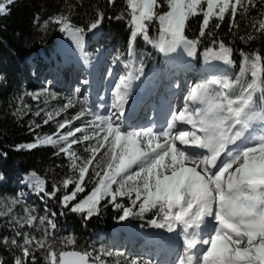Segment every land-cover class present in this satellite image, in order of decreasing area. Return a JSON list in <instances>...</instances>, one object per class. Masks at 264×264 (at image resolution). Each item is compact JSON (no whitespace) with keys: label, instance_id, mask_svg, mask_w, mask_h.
Returning a JSON list of instances; mask_svg holds the SVG:
<instances>
[{"label":"snow or ice","instance_id":"1","mask_svg":"<svg viewBox=\"0 0 264 264\" xmlns=\"http://www.w3.org/2000/svg\"><path fill=\"white\" fill-rule=\"evenodd\" d=\"M16 2L0 0V17L9 15ZM106 3L112 7L116 0ZM124 3L131 28L129 56L137 37H142L165 55L183 48L189 57H194L201 37L214 36L212 29H219L226 20L230 32L240 28L238 16L246 17L252 9H258L259 19L252 18L250 27L264 36V0ZM103 16L102 11L96 10V18L85 28L74 24L69 15L58 13L43 21L41 28L47 30L49 25H56L87 59L85 33L98 29ZM195 17H202L199 36L190 39L186 31ZM153 23L159 26L156 40L149 35ZM255 38L251 33L240 37L244 41ZM211 43L215 47L205 49L206 60L221 61L229 68L235 65L232 47L216 39ZM240 57V71L235 79L213 75L193 84L183 107L172 110L166 127L160 129H129L121 119L132 83L143 75V65L132 68L125 63L130 70L115 83L107 116L96 110L100 106L90 105L88 97L78 99L76 93L80 90L76 89L62 107L45 112L43 124L77 105L79 111L58 122L55 133L37 136L34 143L20 146L29 150L51 146L58 149L54 155L64 154L69 161L72 175L63 178L59 186L53 184L51 191H46L44 180L32 173L36 190L51 199L61 188L68 190L74 185L60 197V203L84 219L98 215L108 205L121 213V221L155 210L150 226L178 232L183 238V252L174 264H264V54L241 51ZM120 59L117 55L116 61ZM247 74L250 82L245 79ZM47 92H25L18 99L21 103L24 96L38 100ZM55 98L53 94L52 99ZM27 111H31L27 104L18 109L20 114ZM33 114L40 116L41 112ZM79 121L83 122L75 126ZM64 129L67 130L61 133ZM74 145H84L87 156L79 155ZM88 185L91 191L77 200ZM122 199L127 200L128 206ZM17 205H22L18 197L6 202L0 199V217H10L14 230L11 238L0 237V248L17 253L12 264H35L33 253L41 249L46 252L47 264H121L117 257H123L124 264H152L142 256L129 258L108 250H64L76 244L72 237L60 241L64 247L58 250L57 242L50 239L57 229L55 221L48 216L37 217L35 209L26 206L23 215H15ZM25 226L35 228L41 235L21 232L19 229Z\"/></svg>","mask_w":264,"mask_h":264},{"label":"trees","instance_id":"2","mask_svg":"<svg viewBox=\"0 0 264 264\" xmlns=\"http://www.w3.org/2000/svg\"><path fill=\"white\" fill-rule=\"evenodd\" d=\"M124 0H116L115 6H108L106 0H17L11 6L9 15L0 17V199L5 200L14 198L19 183V175L25 173H36L45 182V190L51 191L52 185H60V182L66 176L68 171L62 166L61 160L54 155V150L50 146H41L35 149H27L25 146L36 141L34 127L29 126L26 118L15 113L16 95L22 88L26 91L33 90V77L38 72V67L33 68L31 72L29 62L24 59L31 53H38L50 50L53 47L55 39L61 34L56 25H49L47 30L41 28L43 21L50 16L64 13L71 17L72 22L80 27H87L95 18L96 10L103 12L104 16L100 26L99 44L102 48H114L117 55H129V39L131 28L129 18L125 11ZM117 16H123V19H117ZM35 18V23H34ZM252 18L259 19L258 9H252L245 16H238L237 23L240 28L229 31L227 20L219 29L213 28L214 36H204L200 38V44L197 47L195 63L199 65L198 55L205 52L207 47H215L212 40H220L234 49L235 65L231 68L225 66V76L235 79L239 74L240 52L246 53L260 52L264 54V36L256 33L250 27ZM202 17L192 18L186 35L190 39L199 36V24ZM84 36V50L87 54V35ZM251 33L256 38L252 41L241 40V36ZM159 29L155 23L149 26V35L153 40L158 39ZM138 37L133 44V53L135 55L138 45ZM156 52V51H155ZM80 50L75 49L78 55ZM149 53V52H148ZM146 57L148 55L146 54ZM160 60V56L155 58V62ZM154 62V61H153ZM245 79L251 81L250 74ZM260 93L256 96L259 97ZM15 113V115H14ZM51 198L54 210L57 208L63 213V221L67 233H53L50 239L55 240L56 247L59 250L64 247L58 238L69 236L75 239V245L64 247V250H88L87 244L93 241L89 232L96 229H106L113 218L118 217L115 212L105 209L98 215L89 219H84L82 215L72 213L70 209L64 208L60 203L59 196ZM152 212H146L143 216H130V220L135 223L146 225L153 218ZM81 221L86 229L81 231L78 223ZM63 225V226H64ZM40 255L45 254V250H39ZM14 250L9 248H0V261L3 264H12ZM35 264L41 263L37 257Z\"/></svg>","mask_w":264,"mask_h":264},{"label":"rangeland","instance_id":"3","mask_svg":"<svg viewBox=\"0 0 264 264\" xmlns=\"http://www.w3.org/2000/svg\"><path fill=\"white\" fill-rule=\"evenodd\" d=\"M156 27L159 29L158 24H156ZM100 29L93 30L92 32H89L87 35V41L86 44L88 46L87 48V60L90 59V69H93V75L91 77L90 81H87L83 77L85 74V69L87 70L86 65H83L81 68V64L77 60L75 56V49L76 46L72 42H68L67 37L61 33L54 41L53 47L43 52L38 53H31L26 56L24 59L25 62H29V66L31 69V72L34 71L33 68L38 67V72L35 75H31L33 77V90L32 91H26L24 89H20L19 93L16 95V107H15V113L18 114L21 117L26 118V120L29 122L30 127L35 128V132L37 133V136H43V135H50L56 132L57 124L58 122L64 120V119H70L72 115H74L77 111H79V105H77L74 109H69L67 112H64L61 114V116L55 117L54 120L50 121L48 124H43V120L47 117L45 116V112H53L55 109H59L63 106V104L67 103V100L69 97L73 95L76 89H79V93H76V96L78 99H83L84 97H88L89 104L95 105V106H103L102 108H105V104L102 105L100 101H102V98L104 96V93H109L110 96V104L107 105L108 110L107 113L104 116H107L110 114V105L112 102V91L115 87V83L118 81L119 77L121 75L127 74V72L130 70L125 67V63H129L132 68H139L141 65H143V75L140 76L138 80H134L132 83V88L129 94V97L132 95L131 92L138 91V87L142 86V88H145L146 86L151 88V90L160 83L163 78H167V72L169 76H171V73H176L174 77L177 78L178 76V69H181L183 67H187L189 74L187 75V78L189 80L186 82L185 86L183 87L185 90H183L181 94V105L185 103L184 97L188 94V89L190 88L191 82L194 80V84L197 82H200L204 79H207L205 77V73H214L217 70L214 68L215 65H222L223 63L218 60H206L204 53L200 55L199 62L201 64H204L203 66H200L201 73H195L197 71L196 68L193 67L191 63V57H188L187 59H184L183 57H177L176 53H169L168 57L164 53L159 52L153 44H150L146 42L142 37H138V45H137V51L135 55H123L120 56V61H116L117 53L114 48L105 47L102 50L99 47V44L102 43V39H100ZM159 38V34H158ZM66 39V40H65ZM58 40H62L59 45L57 44ZM85 44V43H84ZM156 51V52H155ZM149 52V53H148ZM146 54L148 57H146ZM161 56L165 59V61H156L155 58ZM83 57V56H82ZM89 57V58H88ZM85 60V58L83 57ZM171 59V61H170ZM82 60V62L84 61ZM154 61V62H153ZM170 61V62H167ZM194 61V59H193ZM179 62V64L177 63ZM174 63V64H173ZM173 64V65H172ZM181 65V66H180ZM209 65L211 67H209ZM152 66V67H151ZM172 66V67H171ZM77 68L75 71L74 68ZM208 68H211L213 70H210ZM222 68V67H221ZM155 70V71H154ZM225 68L219 69L216 74L222 75L223 72H225ZM80 72L76 75V73ZM195 74V79H192L191 74ZM136 75H139V73H135ZM156 76L153 83L145 85L146 78ZM183 77V76H182ZM192 79V80H191ZM86 81V83H85ZM110 81V82H109ZM176 81V80H175ZM90 82V85L88 83ZM108 82L111 83V85L108 87ZM177 84V83H176ZM87 86V87H85ZM47 89V94H43L40 96L38 100H33L30 96H24L23 102L18 99V97L25 92H42V90ZM168 89H171V87H168ZM55 95V99H52V95ZM137 94V92H136ZM152 97V96H151ZM149 97V99L151 98ZM24 104H27L28 107L31 109V111H27L26 114H20L18 112V109L22 108ZM106 107V108H107ZM100 107H97L96 110L98 111ZM43 110V111H41ZM36 111H40V116H35L33 113ZM103 112V111H102ZM100 113V112H99ZM101 114V113H100ZM138 118H140L138 116ZM170 117L165 118L164 126L166 127V121ZM85 119H90L85 118ZM83 121H79L75 123V126H80V124ZM36 124H39L40 127H35ZM162 128V127H161ZM67 129L61 130V133L66 131ZM81 134H77L79 136ZM51 147V146H50ZM74 149L77 151V153L81 156H87L86 153H84L83 148L84 145H74ZM54 152H57V148L51 147ZM57 159L61 160L62 166L65 167L68 171L69 175H72L69 169V161L64 156V154L56 155ZM31 174L32 173H25L22 175H19V183L17 184V192H15L14 198H20L22 200V205H17L14 208V214L15 215H23V207H29L35 209V215L37 217L39 216H48L50 219H53L55 223L57 224V229L54 230L53 233L57 234L59 232L61 233H67L68 228L64 225L63 221V213L59 211V209L53 208V201L52 199H49V197L45 196L43 193L38 192L34 186L33 181L31 180ZM74 185H70L68 190H65L61 188V196L65 194L66 191H70L71 188H73ZM91 191V185H88L85 189L84 193L78 194L77 200L83 199L84 196L88 194V192ZM121 202L125 203V206H128L127 200L122 199ZM105 201H102L101 204L103 205ZM105 209H109L112 212H115L116 215L121 214L120 212L116 211L112 205H108L107 207H102L101 211H104ZM154 215H156L155 210L150 211ZM55 213V216H52L51 214ZM118 217L113 218L111 223L106 229L100 230L96 229L92 232H89L90 237L93 238V241L91 243L87 244L88 251L97 252L100 250H108L112 251L113 253H123L126 257H135L131 251L128 253L127 248H131V250L136 249V245H130L127 242H123V244H115V239L124 238V232L121 231V229H125L129 234H132V229H135L136 231L145 230L150 227V224L143 225L139 223H133L129 220V218L121 221L118 219ZM10 217H0V237L2 236H9L10 238L14 236V230L13 226L9 223ZM64 225V226H63ZM121 229L119 230V228ZM152 227V226H151ZM78 228H80L81 231H84L86 229V226L79 221ZM153 229V228H152ZM21 232H29L32 235H36L39 237L41 235L40 232H38L35 228H28L25 226L23 229H19ZM118 230V232H117ZM165 232L168 233V235H175V237L179 236V240H181L180 234H174L169 233L166 229ZM120 231V232H119ZM52 233V234H53ZM69 236H65L61 238H58L59 241H64ZM20 239V238H17ZM122 240V239H120ZM115 245H118L115 248ZM138 249H140V245L138 244ZM42 250V249H41ZM180 250V246H179ZM39 250L35 251L33 255L41 258L40 262L44 263L45 255H40L38 253ZM71 251V250H69ZM180 253V251H179ZM141 256V255H140ZM121 260V264H124L123 257H117Z\"/></svg>","mask_w":264,"mask_h":264},{"label":"bare ground","instance_id":"4","mask_svg":"<svg viewBox=\"0 0 264 264\" xmlns=\"http://www.w3.org/2000/svg\"><path fill=\"white\" fill-rule=\"evenodd\" d=\"M67 40H68V42L72 43V41L68 37H67ZM61 42H62V40H58L57 44L59 45V43H61ZM175 53L177 54V57H183L184 59H187L189 57L183 48H178ZM79 73L80 72L76 73V75ZM175 80L177 81L176 77H174V81ZM168 81L169 80H165V81L161 82L160 84L158 83L157 86L155 88H153L152 90H148V89L144 90L141 88V91L138 92L140 90V87H139L138 91H136L137 94L134 91L131 92L132 95L130 97L128 96L127 103L124 105V113H125V110H127L129 107H132L134 105H136V110L133 113H131L134 118L129 123L124 122L125 116H123L121 118L122 122L124 123V125L126 127H128L129 129L141 128L142 125L146 124L144 118H142L143 122H141L140 120H138L139 118H136V117L144 115L146 110H148V108L146 106H147V102L149 100V97L152 96V98H153L155 96V98H154L155 101H159L162 99L163 92L167 88ZM109 82H108V87L111 85V83H109ZM88 85L91 86L92 84L90 85V82H89ZM85 87H87V86H85ZM155 94H157V95H155ZM172 95H174L175 98H178L177 99L178 105L181 104V96L179 95V91L176 90L175 94L171 92L169 97H168V100L171 99ZM109 99H110V96H109V93H107L103 99L102 105L105 104V106L107 107V105L110 104ZM106 107L104 108V110L101 114H104V112H105V115H106L107 110H108V107L107 108ZM153 109L154 108H151V110H153ZM128 116H129V114L126 117L128 118ZM163 126L164 125H161L159 123L154 129H160L161 127L164 128ZM184 127H187V126H184ZM120 229H121V227H120ZM121 231H122V229H121ZM208 231L210 232L212 230L209 229ZM144 232L146 234V237L149 240V243L147 245H143L142 242L134 239V237L132 235L128 236V238L124 235L125 236L124 238L115 239L114 242H112V243L123 244V242L125 241L130 245H133V244L136 245L137 247L135 250H133V249L131 250V248H129V247L127 248V252L129 253L131 251V253H133L135 256H140V251L138 249V243H140L141 253L145 256V258L147 257L148 259H152V264H174V261H175L177 255L183 252V250H182L180 253H178V251H179V240L177 239V237H175V235H173V234L167 235V232H165V231H164V233H158L157 230L154 228L153 229L150 228L148 231H144ZM174 234L178 235L179 233L177 232ZM120 239H122V240H120ZM117 246L118 245H115V248ZM160 256L163 258V261L158 262V257H160Z\"/></svg>","mask_w":264,"mask_h":264}]
</instances>
